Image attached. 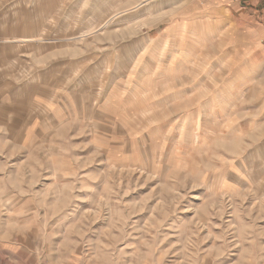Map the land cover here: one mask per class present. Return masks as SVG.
I'll use <instances>...</instances> for the list:
<instances>
[{
	"label": "rangeland",
	"instance_id": "rangeland-1",
	"mask_svg": "<svg viewBox=\"0 0 264 264\" xmlns=\"http://www.w3.org/2000/svg\"><path fill=\"white\" fill-rule=\"evenodd\" d=\"M234 4L0 0V264H264V0Z\"/></svg>",
	"mask_w": 264,
	"mask_h": 264
},
{
	"label": "crops",
	"instance_id": "crops-1",
	"mask_svg": "<svg viewBox=\"0 0 264 264\" xmlns=\"http://www.w3.org/2000/svg\"><path fill=\"white\" fill-rule=\"evenodd\" d=\"M221 2H226V4L227 5H229L228 7H231L232 6V9H237L239 6L238 5H236V4H234V2H236L235 0H220ZM227 7V8H228ZM214 8V7H213ZM227 12H229L230 13V11H229V8L226 10ZM226 14V13H225ZM245 17H247V16H241L240 17V19L239 20H237L238 22L239 21H244L245 22V24H246V26H247V23L249 22V20L247 19V18H245ZM262 18L264 19V10L262 11ZM256 31H254V32H256L257 33V28L255 29ZM259 57L260 58H264V54H261V53H259Z\"/></svg>",
	"mask_w": 264,
	"mask_h": 264
},
{
	"label": "built area",
	"instance_id": "built-area-1",
	"mask_svg": "<svg viewBox=\"0 0 264 264\" xmlns=\"http://www.w3.org/2000/svg\"><path fill=\"white\" fill-rule=\"evenodd\" d=\"M236 1H239V2H241V1H243V0H236Z\"/></svg>",
	"mask_w": 264,
	"mask_h": 264
}]
</instances>
